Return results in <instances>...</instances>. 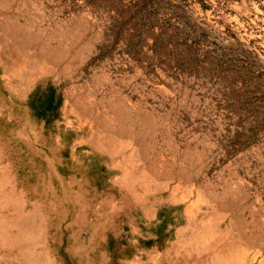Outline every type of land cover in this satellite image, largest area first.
Wrapping results in <instances>:
<instances>
[{
	"label": "rangeland",
	"instance_id": "1",
	"mask_svg": "<svg viewBox=\"0 0 264 264\" xmlns=\"http://www.w3.org/2000/svg\"><path fill=\"white\" fill-rule=\"evenodd\" d=\"M0 264H264V0H0Z\"/></svg>",
	"mask_w": 264,
	"mask_h": 264
}]
</instances>
